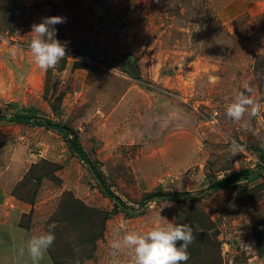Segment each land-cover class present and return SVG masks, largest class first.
I'll return each mask as SVG.
<instances>
[{"label": "rangeland", "instance_id": "374dc122", "mask_svg": "<svg viewBox=\"0 0 264 264\" xmlns=\"http://www.w3.org/2000/svg\"><path fill=\"white\" fill-rule=\"evenodd\" d=\"M49 16L66 18L55 27L67 46L45 72L28 45ZM237 91L259 115H226ZM30 107L72 128L111 190L145 214H115L56 131L1 123L0 264H33L27 240L46 232L66 193L109 215L82 264H132L113 240L176 224L178 203H146L160 189L201 198L193 206L214 224L223 264H264V0H0V113ZM233 139L245 150L231 157ZM242 170L256 173L207 196ZM37 264L53 263L46 252Z\"/></svg>", "mask_w": 264, "mask_h": 264}, {"label": "trees", "instance_id": "16d2710c", "mask_svg": "<svg viewBox=\"0 0 264 264\" xmlns=\"http://www.w3.org/2000/svg\"><path fill=\"white\" fill-rule=\"evenodd\" d=\"M1 123H14L56 131L63 137L73 155L86 167L100 192L113 204L115 214L122 213L129 218H136L145 214V209L138 212L132 211L111 190L104 178L103 172L99 169V163L90 159L80 144L76 132L66 124L43 119L40 117L39 112L31 107L27 108L24 113H17L11 118H7L0 113ZM259 162L257 173L261 175L264 172V167L262 166L264 165V155L260 158ZM255 173L252 170H242L241 172L232 174L221 182L211 184L208 188L207 196L211 193L227 190L231 187L232 183H237L241 179L249 180ZM145 200L146 203L157 200L178 203L180 209L176 216V224L190 225L193 233L196 229L206 231V234L201 233L195 236L193 234L194 241L188 248L190 259L187 261V264H223L221 253L218 249V246H220L217 240L218 232L214 230V224L211 222L210 217L199 210V208L193 206L194 204L195 206L196 204L198 205L201 198L193 197L187 193L173 194L160 189L151 192ZM146 203H144V207ZM108 217L109 215L106 213H97L96 211L90 213L81 202L73 199L70 193L64 194L59 204L58 212L54 214L49 222V226L52 222L58 224L54 227L55 241L51 248L47 250L52 263L77 264L79 262V264H82L84 261L92 259L95 242L103 238L102 231ZM180 243L177 242V246ZM259 253L260 255L264 254V248Z\"/></svg>", "mask_w": 264, "mask_h": 264}, {"label": "clouds", "instance_id": "9594fccd", "mask_svg": "<svg viewBox=\"0 0 264 264\" xmlns=\"http://www.w3.org/2000/svg\"><path fill=\"white\" fill-rule=\"evenodd\" d=\"M156 2L159 3V0ZM62 23H66L65 17L49 16L43 17L40 23L31 25V33L34 35L28 47L34 63L42 71L54 69L66 57V43H61L56 38L55 25ZM210 79L213 83L215 82V78ZM261 107L244 92L237 91L226 106V115L239 123L246 114L252 117L259 115ZM244 150V147L236 140L230 141L231 157L241 154ZM148 207H152L151 202ZM54 227L55 225H50L46 232L33 235L27 240L26 252L33 264L42 260L44 254L53 245ZM193 241L194 236L190 225H173L168 222L166 225L153 227L144 233L126 232L121 238L112 241L111 248L114 250L127 248L132 254V264H187L190 259L188 248ZM177 242H181L179 246ZM20 251L21 255L25 254V248H21Z\"/></svg>", "mask_w": 264, "mask_h": 264}, {"label": "crops", "instance_id": "0c3cea01", "mask_svg": "<svg viewBox=\"0 0 264 264\" xmlns=\"http://www.w3.org/2000/svg\"><path fill=\"white\" fill-rule=\"evenodd\" d=\"M8 216H9V213H8ZM18 222H19V217H17V219H16V225H17V227H19L18 226ZM19 228L24 229L22 227H19ZM24 230H27V231L31 232L30 229H24Z\"/></svg>", "mask_w": 264, "mask_h": 264}, {"label": "built area", "instance_id": "2783aa9c", "mask_svg": "<svg viewBox=\"0 0 264 264\" xmlns=\"http://www.w3.org/2000/svg\"><path fill=\"white\" fill-rule=\"evenodd\" d=\"M260 164V162H258ZM262 165V164H261ZM264 167V165H262ZM264 173V172H263ZM12 207V206H11Z\"/></svg>", "mask_w": 264, "mask_h": 264}]
</instances>
